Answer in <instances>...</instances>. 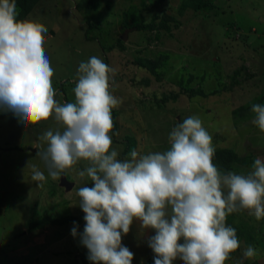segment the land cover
Returning <instances> with one entry per match:
<instances>
[{
  "label": "rangeland",
  "instance_id": "rangeland-1",
  "mask_svg": "<svg viewBox=\"0 0 264 264\" xmlns=\"http://www.w3.org/2000/svg\"><path fill=\"white\" fill-rule=\"evenodd\" d=\"M183 2L40 0L17 19L47 28L43 46L60 104L65 98L75 101L81 62L97 56L114 69L110 90L121 103L112 110L110 135L118 159L130 158L133 150H168L172 129L197 116L215 150L233 149L243 158L227 163L223 173L247 174L257 157L264 158V132L252 122V106L264 105V0H211L199 9ZM137 18L154 26L136 28ZM89 19H98L99 27H89ZM126 31V39L121 38ZM118 38L122 47L116 45ZM57 127L50 118L26 129L13 113L0 111V264H93L79 237L86 222L77 191L93 186L78 175L87 163H78L60 179L48 178L42 187L31 179L33 165L47 176L37 155L44 147L39 136ZM44 212L69 219L29 228ZM226 226L235 228L240 247L225 264H264V225L243 211L228 215ZM154 235V229H141L138 221L122 234L132 264L154 258L148 246ZM249 246L257 252L251 259L243 256Z\"/></svg>",
  "mask_w": 264,
  "mask_h": 264
},
{
  "label": "clouds",
  "instance_id": "clouds-1",
  "mask_svg": "<svg viewBox=\"0 0 264 264\" xmlns=\"http://www.w3.org/2000/svg\"><path fill=\"white\" fill-rule=\"evenodd\" d=\"M17 16L16 0H0V111L13 113L26 129L56 121L55 131L39 136L44 147L37 155L47 176L33 165L31 179L41 182L38 187L87 163L78 175L93 186L77 191L86 222L79 237L87 258L93 264H132L122 234L138 221L141 229L155 230L148 240L154 264L177 259L225 264L240 247L235 228L226 226L227 216L247 211L257 221L264 218V158L257 157L247 174L222 173L213 163L212 136L199 117L189 116L170 132L168 150H133L130 158L118 159L110 135L112 110L121 103L110 90L114 69L97 56L81 62L75 101L60 104L43 46L47 28ZM252 112V122L264 132V105H253ZM256 255L251 246L243 252L248 259Z\"/></svg>",
  "mask_w": 264,
  "mask_h": 264
},
{
  "label": "trees",
  "instance_id": "trees-1",
  "mask_svg": "<svg viewBox=\"0 0 264 264\" xmlns=\"http://www.w3.org/2000/svg\"><path fill=\"white\" fill-rule=\"evenodd\" d=\"M40 0H16V5H17V12H18V18H22L25 17L30 11L31 9L39 2ZM190 1V2H189ZM211 0H187V2L184 0V6L186 4H192V2L195 3L194 7L195 9H199L200 7H204L206 4H208V2H210ZM83 4V3H81ZM81 4H77L78 7L81 6ZM84 6V4H83ZM87 24L89 27H99L100 22L98 21V19H89L87 20ZM154 26L153 23H144V22H139V19H136L135 25L134 27L136 28H152ZM120 38L117 39V46L122 47V43H120ZM115 45V44H114ZM112 45V47L114 46ZM149 65L151 66H156V62L154 63H149ZM64 103H69L68 100L65 98L64 99ZM221 161V162H220ZM232 161H243V158L240 157L237 153H235V151L233 149H227V148H223V149H218L215 150V155L213 157V163L218 167V169H220L219 167H222L224 169H220V171L225 172L227 170L226 164L227 163H231ZM221 165H220V164ZM220 165V166H219ZM68 217H61V218H57V217H51L47 214V212H44V215L42 216V218L39 221H34L31 220L30 224H29V228H35V227H39L42 228L47 224H63V222H65L66 220H68ZM232 255V253L230 254ZM90 264V263H89ZM145 264H154V258H149ZM173 264H176L175 262H173Z\"/></svg>",
  "mask_w": 264,
  "mask_h": 264
},
{
  "label": "water",
  "instance_id": "water-1",
  "mask_svg": "<svg viewBox=\"0 0 264 264\" xmlns=\"http://www.w3.org/2000/svg\"><path fill=\"white\" fill-rule=\"evenodd\" d=\"M126 34H127V31L122 34L121 38L126 39ZM62 184L66 185V187H70V185H71V183H68L66 181H62Z\"/></svg>",
  "mask_w": 264,
  "mask_h": 264
},
{
  "label": "crops",
  "instance_id": "crops-1",
  "mask_svg": "<svg viewBox=\"0 0 264 264\" xmlns=\"http://www.w3.org/2000/svg\"><path fill=\"white\" fill-rule=\"evenodd\" d=\"M263 219V218H262ZM259 220V222H261L264 225V219L263 220ZM264 258V257H263Z\"/></svg>",
  "mask_w": 264,
  "mask_h": 264
}]
</instances>
